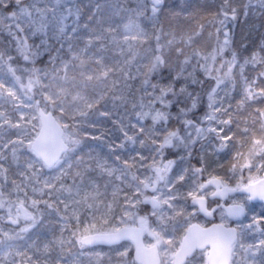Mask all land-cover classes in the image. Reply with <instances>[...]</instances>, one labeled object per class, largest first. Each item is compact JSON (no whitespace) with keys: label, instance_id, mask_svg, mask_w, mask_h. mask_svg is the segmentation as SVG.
Segmentation results:
<instances>
[{"label":"snow or ice","instance_id":"6c2138e0","mask_svg":"<svg viewBox=\"0 0 264 264\" xmlns=\"http://www.w3.org/2000/svg\"><path fill=\"white\" fill-rule=\"evenodd\" d=\"M0 264H264V0H0Z\"/></svg>","mask_w":264,"mask_h":264}]
</instances>
